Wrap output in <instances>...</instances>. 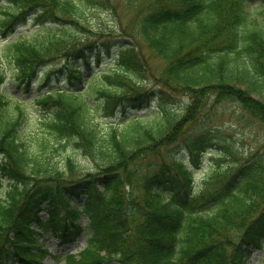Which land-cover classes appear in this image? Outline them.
<instances>
[{
	"label": "trees",
	"instance_id": "1",
	"mask_svg": "<svg viewBox=\"0 0 264 264\" xmlns=\"http://www.w3.org/2000/svg\"><path fill=\"white\" fill-rule=\"evenodd\" d=\"M145 1L120 0L137 9V22L118 35L91 17L116 22L111 0L1 5L0 34L13 38L0 41V64L14 67L18 86L29 89L37 76L41 86L61 76L68 84L37 96L43 131L30 136L28 102L1 89L0 73V174L8 179L0 264H42L48 250L36 234L71 242L84 229L87 245L66 253L68 264H264V149L214 168L196 187L205 152L225 156L235 144L190 126L199 118L193 107L209 100L196 91L216 104L238 101L264 124V0ZM28 16L38 27L17 32ZM144 46L163 61L161 73ZM93 61L106 66L93 71ZM178 93L191 100L172 103ZM116 105L147 114L109 122L93 115Z\"/></svg>",
	"mask_w": 264,
	"mask_h": 264
},
{
	"label": "rangeland",
	"instance_id": "2",
	"mask_svg": "<svg viewBox=\"0 0 264 264\" xmlns=\"http://www.w3.org/2000/svg\"><path fill=\"white\" fill-rule=\"evenodd\" d=\"M115 7L116 22L113 23L112 20L109 19L105 14H100L96 11L91 13V17L98 18L97 23L102 24L104 27L109 28L113 34H120L125 31V29L132 28V23L137 22L136 20V8L128 7L129 4H125L120 2V0H111ZM1 5H4L3 2H0ZM9 2L5 1V5L7 6ZM148 4V5H147ZM147 5V6H146ZM151 5L149 0L144 2V7H148ZM131 6V5H130ZM2 14V11H0ZM96 26V25H94ZM32 20L28 19L26 21H22L18 24V29L26 31L28 34L31 30H33ZM135 28V27H134ZM136 33V32H135ZM1 38V34H0ZM91 40L96 41L98 38V34L90 37ZM2 43V41H1ZM146 54L150 55L151 52L147 51L144 46L143 49ZM152 64L155 66L152 70L155 73H159L162 67L163 61L156 57L155 54H151ZM106 62H110V58L105 59ZM96 65V64H94ZM96 68L95 70H98ZM14 67L8 66L6 63L0 64V73L4 76L3 90L13 93L22 98H30L36 97V95L40 92L37 81L33 83L31 89L26 91L22 87L17 86V80L13 76ZM161 73V72H160ZM153 80H149L148 86H152L155 83ZM64 82V81H63ZM154 83V84H153ZM245 85V83H244ZM242 84H237L236 86H244ZM45 90V89H44ZM42 91V90H41ZM199 100L205 98H209L206 101L205 106L203 104L201 106L195 105L193 107L194 111L199 114V118L195 119L194 124L190 126L205 125L206 128L217 131L224 136L225 139L230 140V144H235V147L232 148V154L227 153L225 156H220L215 152H206L204 154V163L203 166L196 171V185L200 186L205 184V175L212 172L214 168L223 167L224 165H230L233 162L241 163L245 158L249 157L250 154L257 149H264V124L256 119L255 117H251L248 113L242 108L238 101H220V103L216 104L214 95L212 93H206L196 91L195 93ZM206 97H205V96ZM255 96H258L255 94ZM190 97L188 94H173L170 97V101L172 103L178 102L184 106V104L190 101ZM42 111L39 109V105L35 102H32L31 106L27 107V116L24 121V128L26 130L27 135H34L42 130V122L40 116ZM134 110H130L126 114L122 111L117 110L115 115H118V119H123L129 114L133 113ZM145 114V112H143ZM96 119L102 122H107L109 117L106 116L107 112L102 110H97V112L93 113ZM218 147V146H217ZM175 150V149H174ZM180 150V147L177 148L176 152ZM67 151H64L62 156H65ZM184 156H188L187 151L182 152ZM88 161H81L79 164H85ZM86 219L85 215L80 216L79 221L84 222ZM38 236V235H37ZM86 245V238L84 235L80 236L75 242L71 244L62 243L57 237H50L49 240L46 241L45 247L49 249V251L54 254H58L59 258L51 257L50 255L46 257L44 260V264H67L63 259V255L67 252L78 253L84 246ZM260 255L255 254L253 257L250 256L252 261H258ZM104 264H113V263H104Z\"/></svg>",
	"mask_w": 264,
	"mask_h": 264
}]
</instances>
